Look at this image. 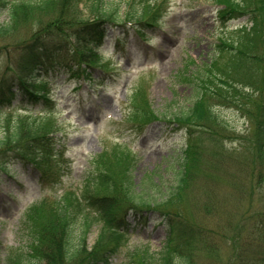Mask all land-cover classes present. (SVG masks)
<instances>
[{
  "label": "rangeland",
  "instance_id": "obj_1",
  "mask_svg": "<svg viewBox=\"0 0 264 264\" xmlns=\"http://www.w3.org/2000/svg\"><path fill=\"white\" fill-rule=\"evenodd\" d=\"M111 1L117 4L129 0ZM161 1L163 16L153 28L144 30L142 37L137 34L135 26L129 29L128 26L107 25L104 45L95 52L97 65L89 71L90 83L69 79L60 62H52V67L40 73L39 82L35 83L40 90L45 84L51 105H32L26 111L17 109L16 104L11 109L2 108L0 130L16 123H20L22 129L31 125L32 132L42 141L38 143L39 149L30 156L40 158L41 137L53 135L63 145L68 169L59 183L50 186L39 185L32 168L23 165L13 167V177L0 179V264H4L2 259L8 249L26 251L28 245H35L36 240L41 239V250L48 246L50 237L62 233V222L52 202L58 201L66 192H78L85 178L93 173L94 159L116 143L124 144L131 157L136 158L133 177L138 188H146L145 182L150 174H153L154 182L166 186L175 180L174 172L185 143L184 132L177 130L175 125L159 122L149 124L142 132L134 130L126 122L131 119L133 93L142 87L148 101L144 108L155 117L188 107L192 89L180 82L186 68L187 72L195 74L196 71H205L213 59L222 62L221 41L247 51L239 44L237 28L248 23L245 17L226 24L218 21L216 10L221 7V0H152L155 3ZM236 2L241 0H222L230 5H236ZM83 6L81 2L77 8L87 15ZM120 10L121 13L124 11V3ZM40 18L44 23L49 15ZM6 20L5 14L0 15V23ZM31 23L32 19L25 23L20 21L7 37H0L2 73L5 55L13 59L19 55L12 44L29 41L33 32ZM225 51L227 57L230 51ZM240 67H228L227 78L253 97L255 90L258 91L260 84L264 83V72H260L263 77L258 83L249 86L248 83L256 80L252 78L255 72L247 77L246 71ZM241 101L248 102L244 98ZM49 106L54 109L51 113L47 110ZM209 106L215 110L214 115L205 112L202 122L193 126L192 135L200 145L197 162L188 165L192 168L188 184L165 212L175 217L174 221L180 220L192 227L188 251L194 264H262L264 153L261 151L264 148L260 151V145H257L262 138L257 139L252 128L255 121L252 117L258 110L252 103L240 104L238 109L242 117L235 107V100L231 102L228 96L222 102L208 101L206 111ZM260 133L264 135V129ZM25 143L20 145V150L26 148ZM27 146L30 149L31 146ZM150 194L152 200L163 198L156 188ZM44 200L47 205L37 210V235L30 236L23 228L26 210ZM87 215L93 217L90 213ZM82 219L79 218L71 228L70 236L74 244L83 238L89 251L98 236L99 225H89L91 220ZM129 233L127 242L130 247L144 249L147 246L151 253H156L165 239L164 229L157 221L145 227L134 226ZM121 250L122 253L113 257L110 264H127L125 247ZM61 256L62 264H72L73 261L66 260L63 254ZM57 257L58 253L54 260ZM170 257L165 259L169 261Z\"/></svg>",
  "mask_w": 264,
  "mask_h": 264
},
{
  "label": "trees",
  "instance_id": "obj_2",
  "mask_svg": "<svg viewBox=\"0 0 264 264\" xmlns=\"http://www.w3.org/2000/svg\"><path fill=\"white\" fill-rule=\"evenodd\" d=\"M81 2L87 15L77 8ZM123 3L124 11L121 13ZM220 3L216 19L222 24L241 17L247 18L249 25L237 28L239 44L246 47L247 51L221 41L220 53L224 55L222 62L218 63L217 59H213L205 71H196L195 74L187 72L186 68L180 82L192 89V95L189 106L184 109L156 117L148 114L150 111L144 108L148 106L147 95L142 87L137 88L130 100L131 119L126 122L134 130L142 131L157 121L175 125L177 130L184 132L185 143L174 172L175 180L166 186L159 181L154 182V176L150 174L145 182L146 188H138L133 177L136 158L131 157L124 144L116 143L94 159L93 173L85 178L78 192H66L59 201L52 202L51 205L62 222V233L50 237L48 246H43L41 250V239H37L35 245H28L26 251L8 249L2 263L60 264L63 254L66 260L73 261L72 264H110V260L122 253L121 249L125 247L124 259L127 264H194L188 251V242L193 236L192 227L180 220L174 221L175 217L169 216L165 210L184 192L192 169L188 166L189 163L197 162L200 144L192 135L193 126L202 122L206 114L214 115L215 111L210 106L206 111V103L214 100L222 102L228 96L231 102L232 99L235 100L239 113L240 104H254L258 111L252 117L255 118L252 128L256 132V138H262L257 145H260V151L264 148V135L260 133L264 129V83L260 84L258 91L255 90L256 95L251 97L226 75L227 68L234 65L241 66L247 77L252 76V71L255 72L252 78L256 80L248 83L249 86H254L263 77L260 72H264V0H241L236 5L222 3V0ZM70 7L73 8L72 11ZM160 7L162 3L157 4L152 0H129L117 4L111 0H0V15L5 14L7 19L0 23V37H7L20 21L25 23L32 19L33 29L27 43L12 44L16 48L15 52L19 53L18 57L13 59L5 55L3 73L0 70V108L17 101L19 108L25 109L24 104H36L41 98H45L44 85L41 90L35 87L38 82L36 76L56 59L61 60L63 68L69 72L76 67L81 72L80 77L90 79L87 69L94 65V52L104 43L106 26L122 28L133 24L141 28L138 33H143L142 24L152 27L163 16ZM40 17L47 20L43 23ZM226 49L230 51L227 57ZM243 98L248 102L241 101ZM221 104L216 105L222 106ZM219 119L223 121L221 117ZM26 127L22 129L21 124L16 123L14 127L0 130V179L10 176L13 167L18 164L31 163L40 171L43 184L51 185L59 181L68 168L61 147H58L52 136L47 135L41 137L44 148L41 150L42 157L30 156L39 149L38 143L42 140L32 132L31 125ZM25 141L26 148L22 151L20 145ZM27 145L31 146L30 149ZM261 152L264 153V150ZM37 157L39 159L36 161ZM155 188L163 195L162 199L152 200L150 192ZM45 205L47 202L42 201L27 211L23 228L30 236L37 235V210ZM89 213L93 217L87 215ZM79 218L91 220L89 225L92 223L100 227L94 246L89 251L83 238L76 244L71 240V228ZM153 219L163 227L165 235L158 251L151 253L146 246L144 249H131L127 245L126 235L134 226L145 227L154 222ZM261 227L264 228V224ZM57 253L58 257L54 260ZM169 255L171 257L167 261L165 257ZM261 262L264 264V261Z\"/></svg>",
  "mask_w": 264,
  "mask_h": 264
}]
</instances>
